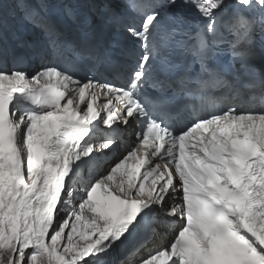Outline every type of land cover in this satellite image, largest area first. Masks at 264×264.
<instances>
[{"label": "snow or ice", "instance_id": "6c2138e0", "mask_svg": "<svg viewBox=\"0 0 264 264\" xmlns=\"http://www.w3.org/2000/svg\"><path fill=\"white\" fill-rule=\"evenodd\" d=\"M88 3L95 11L68 32L45 0H0V264H264V104L232 88L207 95L226 80L205 43L226 28L264 36V0ZM194 21L199 69L177 77V126L172 104L145 87ZM26 25L42 44L21 34ZM108 27L141 49L122 84L103 78ZM133 123L135 144L109 160L120 143L100 126Z\"/></svg>", "mask_w": 264, "mask_h": 264}, {"label": "bare ground", "instance_id": "6f19581e", "mask_svg": "<svg viewBox=\"0 0 264 264\" xmlns=\"http://www.w3.org/2000/svg\"><path fill=\"white\" fill-rule=\"evenodd\" d=\"M263 88H264V87H263ZM243 93H244V92H243ZM245 94H246V93H245ZM245 94H244V95H245ZM244 95H243V96H244ZM243 96H242V97H243ZM130 126H134V123H133L132 125H130ZM125 129H126V128H125ZM130 146H131V144L128 142L126 147H130ZM125 176H126V175H125Z\"/></svg>", "mask_w": 264, "mask_h": 264}]
</instances>
